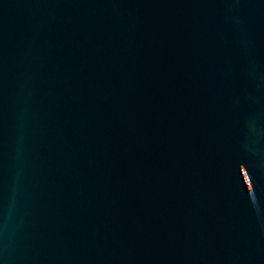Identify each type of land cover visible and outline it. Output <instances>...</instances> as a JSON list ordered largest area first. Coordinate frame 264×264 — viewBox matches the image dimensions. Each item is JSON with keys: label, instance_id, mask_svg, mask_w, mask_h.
<instances>
[{"label": "water", "instance_id": "95a60500", "mask_svg": "<svg viewBox=\"0 0 264 264\" xmlns=\"http://www.w3.org/2000/svg\"><path fill=\"white\" fill-rule=\"evenodd\" d=\"M0 264H264V0H0Z\"/></svg>", "mask_w": 264, "mask_h": 264}]
</instances>
